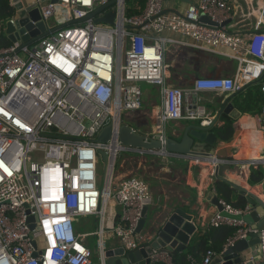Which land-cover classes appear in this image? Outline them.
Instances as JSON below:
<instances>
[{
	"label": "built area",
	"instance_id": "2783aa9c",
	"mask_svg": "<svg viewBox=\"0 0 264 264\" xmlns=\"http://www.w3.org/2000/svg\"><path fill=\"white\" fill-rule=\"evenodd\" d=\"M112 1L111 8L82 24L27 46L15 41L0 48V264H92L85 240L93 235L99 239L100 264L106 235L124 251L146 244L137 227L143 209L153 203L149 186L137 176L112 178L114 158L121 152L175 156L122 148L117 140L122 113L126 119L141 108L140 83L160 90L163 104L155 124L161 142L168 122H198L203 127L213 122L198 104L202 93L233 95L259 83L264 95V0H239L238 5L233 0H189L180 10L167 9L164 0H144L141 13L130 17L125 15L126 0H19L39 10L47 30L84 19ZM9 5L13 9L11 1ZM111 10L113 27L96 22ZM201 16L213 25L202 23ZM4 30L5 25L0 26V39ZM168 47L213 56L221 72L194 78L188 90L171 87L166 81ZM252 117L264 136V104ZM107 126L111 140L97 143ZM99 152L108 156L101 187ZM184 159L192 180L199 169L206 173L196 187L199 194L208 186L216 194L218 166L240 165L241 172L230 180L264 201V178L257 186L248 184L250 170L264 171V157L247 162L212 154ZM206 181L210 183L204 187ZM110 203L121 215L116 226L104 231ZM219 204L227 216L216 210L208 227L233 229L223 249L255 235L258 243L249 258L264 264V229L244 220L252 209L248 204L233 208L222 200ZM28 217L35 218L33 229ZM78 218H98L100 227L93 234H79ZM214 255L207 251L200 264H209ZM149 260L172 263L166 253L153 252Z\"/></svg>",
	"mask_w": 264,
	"mask_h": 264
},
{
	"label": "water",
	"instance_id": "95a60500",
	"mask_svg": "<svg viewBox=\"0 0 264 264\" xmlns=\"http://www.w3.org/2000/svg\"><path fill=\"white\" fill-rule=\"evenodd\" d=\"M13 5L14 15L10 20L5 23L4 35L9 43L20 41L22 45H30L46 36L57 32L58 30L71 26L76 23H84L89 18L95 17L102 11L111 8L114 5V1L108 3L97 9L93 14L88 17L76 21L69 22L65 25L57 26L53 29L47 30L44 22L41 19L40 12L36 7H24L19 0H10ZM183 4H190L189 0H177ZM115 12L109 11L102 18L96 20L97 23L114 26ZM202 23L213 25L205 16L200 17ZM254 85V84H251ZM248 85L246 88L250 87ZM245 88V89H246ZM244 89V90H245ZM244 90L229 95L224 100L213 104L210 110L215 113L213 122L203 127L200 125H188L179 140L172 137H164V141L161 142L156 135V138H149L150 133L142 130L141 132L133 131L131 126L122 124L117 133V140L122 148L131 149L133 151L159 152L165 151L169 155H173L178 158H187L199 155H216L217 157H227L232 154L231 146L236 138L237 132L234 131L232 140L225 143L223 147L219 146V140L215 134L212 133L214 127L220 119L230 122L234 129V123L237 122L243 115L234 103L236 97H238ZM225 124L223 122L222 126ZM158 132V131H157ZM156 132V133H157ZM159 133V132H158ZM112 129L110 126L105 127L98 135L96 142L100 144H107L111 140ZM201 149V150H199ZM223 152L220 153V151ZM209 151L210 153H206ZM104 164L103 174L107 172L108 156L104 152H99ZM116 158H114L115 161ZM228 166V165H227ZM218 166L215 170L213 184L222 183L227 185L234 194L243 196L252 209L248 219L260 218V223L255 226L258 230L264 229V201L257 196L253 195L246 188L235 184L230 179L222 176L221 172L223 167ZM108 194V193H107ZM205 200L216 208L221 215L227 216L222 213V208L219 204V199L212 191H209ZM167 208V207H166ZM171 208L163 209L161 215H154L151 217L152 223L149 224L148 236L150 237V243H146L139 250L124 251L121 247H106L103 244L100 256L102 258L101 264H150L149 257L153 252L166 253L171 257H175L177 254L184 252L189 244L191 237L194 236L198 225L193 221V217L181 209ZM120 211L115 214L113 224L116 226L120 218ZM238 219V218H236ZM244 220H247L246 218ZM148 221V208H144L142 211V218L138 223L137 233H141ZM27 222L30 224V228H34V217H28ZM258 243L255 235L247 237L245 240L235 243L232 247L223 249L220 254H215L209 264H257L249 258L248 251L256 246ZM33 247L36 248L33 242ZM36 255V254H35ZM99 255V252H98Z\"/></svg>",
	"mask_w": 264,
	"mask_h": 264
},
{
	"label": "crops",
	"instance_id": "0c3cea01",
	"mask_svg": "<svg viewBox=\"0 0 264 264\" xmlns=\"http://www.w3.org/2000/svg\"><path fill=\"white\" fill-rule=\"evenodd\" d=\"M141 1L143 2L144 7L145 2L144 0ZM233 1L237 2L238 5L239 0ZM164 5L167 9L180 10L184 8V4L177 0H164ZM165 65L167 68V84L171 87L183 88L184 90H188L191 87L192 81L196 77L209 76L213 74L219 75V73L221 72V65L215 57L199 54L186 48L168 47V52L165 56ZM138 86L142 93L141 108L139 111L127 115L128 118H126V120L129 121V124H131L129 126H133L136 132H141L142 130H144L145 132L149 133L151 131H154V133L150 134L157 135L159 134L157 132L159 131V129L155 123L159 119L163 104L160 90L156 87L144 83H140ZM205 94L213 95L212 101L208 102H204V93L198 96V104L206 108H209V106L211 107L213 104L218 103L219 101H222L226 97H228V95L219 93ZM208 112L212 113L215 116V113L211 110ZM222 124L223 120L220 119L214 128H218L222 126ZM188 125L196 126L198 124L193 122H168L163 126L162 136L177 138L176 140H179L181 137V133H183ZM234 130L237 132V134L231 146L232 154L227 156L226 158L236 156L239 161L247 162L250 159L264 157V136L257 131L253 121V117L251 115H243L237 122H235ZM212 133H214V129ZM224 144L225 143L220 142L219 146L223 147ZM222 152L223 149L222 151H220V153ZM206 153L210 152L207 151ZM129 154H131L132 156L135 155V153ZM238 155L240 157H238ZM136 156L140 155L137 154ZM145 156L147 155L141 156V158H145ZM160 158L163 160V165L162 167H160L161 170L159 171L162 180L161 189L157 193L154 189L151 192L150 186L148 185L153 203L152 206L148 208V221L145 223V226L140 233L141 236L143 238L145 237L144 239L146 243L151 242L149 241L150 237L148 236L149 224L152 223L151 217L154 215H161L162 210L168 208L169 210L171 208L181 209L193 217V221L198 225V228L196 229V232L194 234L195 236L199 232H205V230L209 228L208 223L211 215L216 211V208L205 200L206 194L210 191V186H208L210 182L206 181L204 187L208 186V189L203 195L197 192L196 187H198L199 184L204 181L203 177H205V171L199 169V173L197 174L195 179L192 180V177L188 175L187 159L177 157H159V159ZM123 164L124 161L122 160L121 165ZM240 172L241 166L239 165V172H237V174H239ZM233 174L234 173L224 172L221 175L230 179V175ZM123 177L126 176L118 175L116 177V180H119ZM119 210L120 209L115 204L112 203L110 205L108 217L110 218V222L112 224L115 214L119 212ZM249 215L244 217V219H247L245 220V222L248 225L254 227L258 226L261 219H255L254 217L248 219ZM193 237H191L190 241ZM98 241L99 239L97 238V242ZM102 242L104 245H106V247H118L117 240L113 236L111 237L106 235L103 238ZM85 244L87 248H89V245L86 241ZM96 249L98 253V245L96 246ZM254 249L255 246L248 251V255L253 253ZM98 260L100 262L99 255ZM254 262L257 264H261L257 259H254Z\"/></svg>",
	"mask_w": 264,
	"mask_h": 264
},
{
	"label": "trees",
	"instance_id": "16d2710c",
	"mask_svg": "<svg viewBox=\"0 0 264 264\" xmlns=\"http://www.w3.org/2000/svg\"><path fill=\"white\" fill-rule=\"evenodd\" d=\"M10 0H0V26L3 28L5 23L14 15L13 9L9 5ZM143 2L141 0H126L127 17L141 13L143 9ZM10 43L5 37L0 39V48L8 47ZM234 103L241 111L242 115H253L264 104V95L261 94L260 84L245 89L236 97ZM218 128H214L216 138L222 143H228L232 140L234 129L230 122ZM264 178V171L262 169L250 170L248 184L250 186L259 185ZM215 193L219 200L231 205L233 208L243 209L247 202L243 196L236 195L225 184H213ZM233 229L222 228H208L205 232H199L192 238L186 250L172 257L171 264H200L207 251H212L214 254H220L226 244V241L233 235Z\"/></svg>",
	"mask_w": 264,
	"mask_h": 264
},
{
	"label": "rangeland",
	"instance_id": "374dc122",
	"mask_svg": "<svg viewBox=\"0 0 264 264\" xmlns=\"http://www.w3.org/2000/svg\"><path fill=\"white\" fill-rule=\"evenodd\" d=\"M257 84L259 83L251 85L250 87H253ZM212 98H213L212 94L204 93L203 96L204 102L212 101ZM122 117H123L122 121L124 124L131 125L129 124V121L124 118L125 117L124 113H122ZM131 127L133 128V126ZM238 157L240 156L238 155ZM122 160L124 161L123 165H121ZM162 165H163V160L161 158L159 159V157L156 156H145V158H141V156H136V155L132 156L129 153L121 152L117 155V158L115 160L112 178H115L118 175L137 176L147 182V184L150 186L151 192L154 189L155 192L157 193L161 189L162 180L159 171L161 170L160 167H162ZM103 168H104V164L102 160L98 159L97 180L99 187H101V184L103 183ZM224 172L237 173L239 172V165H231V166L223 167L221 173L223 174ZM111 204H109L106 208L104 224H103L104 231H106L109 227L112 226V223L110 222V218L108 217ZM99 227H100V220L98 218L95 219L78 218L76 220V228L79 234H93L99 229ZM97 238L98 236H90L85 240L89 245V249L91 252L90 260L92 264H100L96 249Z\"/></svg>",
	"mask_w": 264,
	"mask_h": 264
},
{
	"label": "clouds",
	"instance_id": "9594fccd",
	"mask_svg": "<svg viewBox=\"0 0 264 264\" xmlns=\"http://www.w3.org/2000/svg\"><path fill=\"white\" fill-rule=\"evenodd\" d=\"M256 84V83H255ZM229 96V95H228ZM204 107V106H203ZM210 107V106H209ZM206 108V107H205ZM206 110H208V111H210V109L209 108H206ZM212 116H213V119H214V115L212 114V113H210ZM193 123H197L198 125H200L198 122H193ZM201 126V125H200ZM135 155H137L136 153H135ZM148 156V155H147Z\"/></svg>",
	"mask_w": 264,
	"mask_h": 264
},
{
	"label": "flooded vegetation",
	"instance_id": "af4514ba",
	"mask_svg": "<svg viewBox=\"0 0 264 264\" xmlns=\"http://www.w3.org/2000/svg\"><path fill=\"white\" fill-rule=\"evenodd\" d=\"M227 122V121H226ZM235 131V130H234Z\"/></svg>",
	"mask_w": 264,
	"mask_h": 264
}]
</instances>
